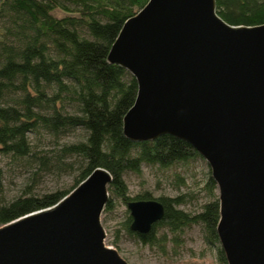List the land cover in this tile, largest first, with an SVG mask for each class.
<instances>
[{
  "label": "water",
  "instance_id": "95a60500",
  "mask_svg": "<svg viewBox=\"0 0 264 264\" xmlns=\"http://www.w3.org/2000/svg\"><path fill=\"white\" fill-rule=\"evenodd\" d=\"M108 63L137 82L123 118L133 143L169 135L206 161L217 186V234L227 264H264V24L232 26L216 0H149L111 46ZM112 176L94 169L52 207L0 226V264H128L105 243ZM148 234L165 208L127 204Z\"/></svg>",
  "mask_w": 264,
  "mask_h": 264
},
{
  "label": "trees",
  "instance_id": "16d2710c",
  "mask_svg": "<svg viewBox=\"0 0 264 264\" xmlns=\"http://www.w3.org/2000/svg\"><path fill=\"white\" fill-rule=\"evenodd\" d=\"M148 1L0 0V153L32 157L44 171L68 172L76 161L84 165L69 190L0 204V226L54 206L96 168L112 176L104 209L112 212L113 198L126 205L132 200L153 199L148 193L131 199L127 173L139 174L143 166L167 169L201 158L190 144L169 135L133 143L123 134V118L135 103L138 85L107 58L126 20ZM55 10L67 15L57 17ZM216 11L232 26L264 24V0H216ZM78 129L86 132L85 140L61 144ZM36 133L52 138V154L40 156L33 151L29 135ZM206 188L212 198L199 212L191 214L180 208L184 195L160 197L156 200L165 208L163 219L148 234L130 228L128 232L139 243L157 246L166 254L168 244L180 241L177 236L169 238L168 233L200 226L207 244L227 264L217 234L219 201L211 172Z\"/></svg>",
  "mask_w": 264,
  "mask_h": 264
},
{
  "label": "rangeland",
  "instance_id": "374dc122",
  "mask_svg": "<svg viewBox=\"0 0 264 264\" xmlns=\"http://www.w3.org/2000/svg\"><path fill=\"white\" fill-rule=\"evenodd\" d=\"M53 14L64 17L67 13L55 10ZM74 15V14H72ZM86 132L78 129L61 140V144L85 140ZM33 151L38 155L52 154L54 144L51 137L43 133L29 135ZM75 160V159H74ZM32 157H19L0 153V204H7L18 197L41 196L54 191L73 187L84 167L81 161L68 172L40 170ZM73 161V159L71 160ZM210 168L203 158L190 163L176 164L164 169L157 166H143L141 173H127L125 182L131 199L148 193L153 199L175 198L184 195L182 210L195 214L211 200L206 188ZM218 197V191H215ZM110 196V194H109ZM115 209L103 212L101 223L106 233L105 243L118 251L128 264H222L215 248L209 246L200 226L186 229L179 234L168 233L169 238L177 236L179 244H168L163 254L157 246H145L132 236L131 218L127 205L119 198H113ZM166 232V231H164Z\"/></svg>",
  "mask_w": 264,
  "mask_h": 264
}]
</instances>
